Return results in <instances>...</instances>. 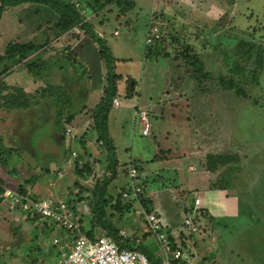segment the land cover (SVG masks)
Segmentation results:
<instances>
[{"label":"rangeland","instance_id":"1","mask_svg":"<svg viewBox=\"0 0 264 264\" xmlns=\"http://www.w3.org/2000/svg\"><path fill=\"white\" fill-rule=\"evenodd\" d=\"M135 1V7L124 14L119 13L116 5L107 6L97 14L83 7L88 23L101 40L78 26L58 35L49 28L40 12L35 13L27 5L4 12L0 21V51L11 41L45 44L33 57L52 64L51 69L43 64L37 72L16 64L5 74V85L10 90L18 87L28 94H35L51 83L61 99L43 97L38 102L32 99L35 103L29 108L10 107L3 99L9 91L0 87V138L5 146L0 144V160L6 161L0 163L1 180L6 187L15 189L24 184L35 197L64 199L77 217L82 218L81 224L90 225L93 193L97 184L111 174L105 167L100 170L96 167L101 161L105 163V158L102 160L99 154L92 158L91 155L94 174L87 179L79 178L81 183L85 181L84 184H75L78 168L67 166L64 160L73 151L81 153L89 141L82 140L85 130L79 122H67V117L71 113L77 115L86 103L89 113L82 109L85 113L78 116L87 117L88 127L91 126V112L99 106L112 83V73L116 72L122 75L117 79V87L122 91L120 99L124 104L117 108L112 106L108 115L120 158L118 176L112 179L108 191L118 195L124 180L127 183L130 180L128 169H125L126 164H133L129 162L130 158L133 161L142 156L140 151L153 154L155 140L159 141L161 150L170 147L174 155H182L186 165L192 159L207 170L206 158L230 156L226 164L217 166L215 185L220 188L228 184V188L232 181L235 194L243 200V205L248 206L241 209L240 218L246 226L227 235L230 238L239 233L243 241L234 244L235 260L230 259L232 263L227 257L214 260L215 257L209 255L201 264H260V254L261 264H264L261 252L264 208L249 206V203H257L264 207V66L257 65L255 51L249 58L240 43L246 39L264 45V0ZM80 4L76 3L78 7ZM115 31L118 34H114ZM66 35L68 39H76L73 48L71 40L63 38ZM163 35L166 37L163 42L171 51L175 49L170 43L175 41L172 35H177L178 41L183 39L191 43L209 77L194 78L192 67L185 58H177V54L186 48L160 59L147 56V43ZM102 44L106 45L114 61L103 57ZM47 68L50 69L48 74L44 73ZM43 74L51 77L50 80ZM221 77L233 80L244 88L245 93L226 89ZM59 81L63 83L58 84ZM131 84L136 89L135 95L125 97L123 93L128 96ZM136 100L141 101L145 106L141 108L150 113L151 136H143L141 126H136L139 114L136 118L135 109L129 105ZM150 103L159 108L152 112ZM70 126L74 127L73 132L67 134ZM94 132V129L88 132L87 140L96 139ZM65 150L70 154L66 156ZM194 152L201 154L200 162ZM38 182L42 184L37 185ZM165 182H168L167 178ZM76 196L78 200L69 203ZM8 206V217L2 212L6 218L0 219V226L4 225V228L0 227V264H57L58 247L53 244V238L73 233L47 225L46 219L36 214L29 218L26 212L10 203ZM107 211L112 209L109 207ZM113 220L120 229L127 231L126 237L142 240L154 255L160 257L162 250L154 239L156 233L144 217L134 215L133 208L122 221L117 212ZM194 233L185 234L187 236L182 239L189 236L193 241Z\"/></svg>","mask_w":264,"mask_h":264},{"label":"trees","instance_id":"2","mask_svg":"<svg viewBox=\"0 0 264 264\" xmlns=\"http://www.w3.org/2000/svg\"><path fill=\"white\" fill-rule=\"evenodd\" d=\"M81 1L84 3L80 4ZM76 3L80 4V7L76 5ZM20 5H27L28 8L34 9L42 14V17H45V21L49 24V28H52L57 32L58 35H62L72 29L73 27H80L86 31L88 35H91L94 38H98L101 40L100 36L95 34L91 24L87 21L86 13H84L83 7L90 9L95 14L103 10L105 7L110 5H116L119 9V13H127L131 11L135 5V0H0V21L4 15V12L9 10L10 8H16ZM85 10V9H84ZM163 37V38H162ZM164 35L159 36L158 39H154L152 42L147 43L145 54L147 56L154 57L155 59H160L163 56H169L174 52H178L180 48H186L185 51H181L177 54V58L183 56L187 62V64L192 67L191 74L194 78L198 79L200 76L205 77L206 79L209 77L207 72H205V64L199 58V55L194 52V47L191 43H187L186 40H179L177 35H172L175 41H170L171 45L174 46V50L171 51L169 47H167L163 40ZM177 40V41H176ZM243 47H245L246 55L249 58H252V52H256V61L259 67L264 66V45L257 41L246 40L243 39L240 41ZM185 45L182 46V45ZM43 45H37L35 43H31L30 41L23 42H15L11 41L7 44L3 51H0V87L4 88V90L8 89L7 85L4 83L5 74L16 64H22L24 67L26 66L30 71L37 72L36 70L41 67L43 64L48 65L45 61H42L39 58L33 57V54L36 53ZM100 52L106 59L110 62L114 61V57L111 55L110 51L106 47L105 44L101 45ZM40 62H42L40 64ZM112 66V65H111ZM200 74V75H199ZM111 85L106 89L105 94L99 104V106L95 107L91 112L93 118V126H89V129H94L97 133L96 141L102 142L103 149L107 150V159L109 161L108 170L110 172V176H106L105 179L98 183L96 189L93 193L94 203L91 209L90 220L91 224L89 226H84L81 224L80 231H71L74 236L79 234H86L87 236L95 239L99 235H108L114 237L121 247L138 250L144 252L149 259V264H162V259L157 257L152 253L151 249L147 244H143L142 240L136 239L135 237H122L120 235V228L117 226L115 221L113 220L114 214L117 212L119 219L122 221L123 218L132 212V202L127 201L123 198V193L127 189V187H123L118 191V195L114 196L112 193L108 191L109 184L112 182L117 176V167L119 165L118 159L115 153V147L112 139L109 135L108 130V115L109 111L113 106V100L118 95V87H117V79L121 77V74H117L116 72L112 73ZM221 83L226 89L234 90L237 93H245L244 88L239 86L233 80H226L223 77L220 79ZM135 84V83H134ZM134 84H131V87H128L129 94L125 97H134L136 89ZM55 87L53 85L45 86L39 89L35 94H28L24 89L14 87L12 90L8 89V93L4 95L3 99L7 101L6 105L10 107L16 108H29L34 102L32 99H35V102H38L39 98H56L60 100L61 97L54 90ZM1 89V88H0ZM2 99V97H0ZM34 102V103H35ZM89 113V111H87ZM76 114L71 113L67 117V122H71ZM90 125V123H89ZM0 144L5 148L4 144H2V139L0 138ZM10 148V147H9ZM85 147L83 148V150ZM66 151V156L70 153ZM163 151V150H162ZM166 151H163V153ZM71 155V154H70ZM85 152L78 153L73 166L74 168H78L76 171L77 181L75 184H82L80 179H87L89 176L93 175V164L89 160L83 162ZM213 157V156H208ZM68 158V156H67ZM160 158V153L157 154L154 159ZM215 159L206 158L207 160V168L209 170H214L217 168L219 164H226L228 158L230 156L218 155L214 157ZM4 159L0 160V163L3 164ZM82 162V165H79ZM135 166L140 169L138 161H134ZM129 166V165H128ZM127 166V169H128ZM222 181V179H221ZM143 186V185H142ZM228 184L226 185V187ZM224 187V188H226ZM223 188V187H222ZM18 191L23 195L33 196L30 191L26 188L24 184L19 185L17 188ZM3 182L0 180V203L3 201L1 198V194L3 192ZM39 197V196H38ZM140 199L144 205V207L149 211H154L152 206V201L147 196L146 192L143 191L140 194ZM78 200V197L71 198L69 203H74V201ZM111 208L112 211L108 212V208ZM188 216V215H187ZM186 216V217H187ZM185 217V218H186ZM81 221L82 218L79 217ZM144 238V237H143ZM169 242L172 245L173 249L176 248H184L186 247V238H181L180 241H175L171 236L168 237ZM171 264H188L184 259H175L171 261Z\"/></svg>","mask_w":264,"mask_h":264},{"label":"crops","instance_id":"3","mask_svg":"<svg viewBox=\"0 0 264 264\" xmlns=\"http://www.w3.org/2000/svg\"><path fill=\"white\" fill-rule=\"evenodd\" d=\"M68 37L69 36L66 35L63 38H65V40H71L70 43L73 48L75 44L74 41H76V39L73 38L68 39ZM51 65L48 64V66H50L49 67L50 69H51ZM46 70H48V68ZM46 70L44 71V73L47 72L48 74L49 70L48 71ZM47 74L46 75L43 74V75L47 80H50L51 77H49ZM60 76H61L60 81H62L63 78L62 73ZM60 81L58 82V84L63 83ZM48 84L52 85L51 83ZM123 94L125 95V92ZM121 95H122V91L118 90V95L115 98L121 101L120 99ZM122 104H124L123 100L119 105H114L113 103V106L117 108L120 107ZM84 105L82 109L86 110L85 112H87L89 108L86 103ZM129 105L135 109L136 118L138 117L136 112L138 110H141L142 108H145V106L139 100L133 102L131 101ZM149 106L152 112H155V109L159 108V105H156L154 103H150ZM82 109L81 112L80 111L78 112V114L85 113V112L83 113L84 110ZM78 114L74 117L73 120L78 121L79 124L81 125V129L84 128L85 130V134L82 135V140L86 142L89 141L87 147H85V149L81 152L82 154L85 152L83 162L84 161L86 162L87 160L91 162L92 161L91 155L92 158H95V156L99 154L98 156H101L102 160L103 158H105L104 161L105 163L102 164V161L100 160L101 162L98 165H96V167L98 168V170H100V168L102 167H105V169L108 170L109 161L107 159V150L103 149L102 142L97 143L95 138H93L92 140H87L88 132L91 130L88 127L89 125L88 119L87 117L81 118L80 116H78ZM149 114L150 113L148 111V117ZM154 114L155 113H153L152 115ZM86 116H88V114ZM138 119H139L138 124L136 121L135 123L136 126H141L142 135L151 136L152 128H150L149 134H143V124L140 121V117ZM73 120H71V122ZM68 128H71L73 132L74 127L70 126ZM108 130H109L110 138L112 139L115 147L116 157L118 159V162L120 163V158L117 156V151H118L117 139L113 138L112 136L111 122L109 118H108ZM94 133L96 137L97 133L96 132ZM159 145H160L159 141L155 140V143L154 142L152 143L153 154H142V152L140 151V155L142 156H139L137 159L133 161L136 162L138 161L139 163L140 166L139 176H140V182L144 187L143 191L146 192L147 196L152 201L154 212L156 213V215L158 216V218L160 219L163 225V231L167 234L168 237L171 236L172 238H174L175 241H180L182 236H184L187 232L184 229V219L187 215L193 213L195 216L194 217L195 221L199 226V229L197 233H194L192 235L191 238L193 239V241H191L189 236L187 237L186 241L188 243L186 244V247H184V249L185 248L187 249L186 254L189 255L190 257H196L195 260L198 259V261L197 260L196 261L199 264H201L203 260L206 258V256L209 255L211 256V258L215 257L214 260H216L218 257H223V258L227 257V260L229 262H231L230 259L235 260V257H233L235 250L234 244L241 243L243 241V238L240 237L239 233L231 235L230 238H228L227 235H230L234 229L236 230L237 233V231L240 228L246 226L243 224H247V223L246 222L244 223V221H242V219L240 218L242 215L241 209L243 207H248V206L243 205L244 204L243 200L240 198L239 195L235 194L233 188V182L230 181V186L228 188H224V187L219 188V186L215 185L216 183L215 180L218 179V173L216 171V168L214 170H209V169L207 170L205 168H200L198 164L196 165L195 162L192 161V159L190 164L186 165L182 159V155H176V154L174 155L170 147L166 149H162L163 151H166L163 153ZM191 150L193 149H190V151ZM159 153H160V158L154 159V157ZM194 154H195L194 156H197L198 161L200 162L201 154L198 153L196 154L195 152ZM66 159L64 160L65 162ZM133 161H131L130 158L129 162L134 163ZM92 164L94 166V162H92ZM128 164H126L125 169H127ZM226 174L222 176V179L226 177ZM2 177L3 174L0 173V180ZM165 178L168 179V182H165ZM84 182H82V184H84ZM41 184L42 183L38 182L37 185H41ZM127 185L128 183L125 182L124 180L122 187H127ZM6 186L7 185L3 184V188ZM195 198H200L201 200L200 207L197 209H194ZM249 204H251L249 206H254V208H264L263 206H260L257 203L256 204L254 203L253 205L252 203ZM6 207L9 208L7 202L3 201L0 203V219L2 221H4L6 216L8 217V210H7L8 208ZM2 212H6V216ZM31 216L29 215V218H31ZM45 221H47L46 222L47 225L50 224V226L54 228L56 227L52 221L50 220H45ZM132 222L135 223V221ZM249 226L251 228V224ZM0 227L4 228V225L3 227L2 225ZM57 230H62V229H57ZM68 235H69L68 233L63 234V236H68ZM156 238L154 239L157 241L159 250L161 251V244ZM59 252L60 249L58 247V256H59ZM261 252H263L262 260L264 261V244ZM260 255L258 258L261 264ZM199 256L201 258L203 257L202 260H200ZM160 258L163 259L162 253L160 254Z\"/></svg>","mask_w":264,"mask_h":264},{"label":"built area","instance_id":"4","mask_svg":"<svg viewBox=\"0 0 264 264\" xmlns=\"http://www.w3.org/2000/svg\"><path fill=\"white\" fill-rule=\"evenodd\" d=\"M76 30L79 31L78 28ZM114 34H118V32L115 31ZM113 103L119 105L121 101L114 98ZM136 114H139L143 124V134H149L151 124L148 121V111L141 109ZM66 131L67 134L72 133L71 128ZM77 156L78 153L73 151L66 159V165H73ZM128 174L130 180L123 193V198L132 202L134 215L144 217L151 230L156 233L163 254L162 264H171V261L175 259H184L188 264H196L194 258L186 254V248H172L156 213L154 211L149 212L144 207L140 199L143 186L140 182L139 170L135 164H129ZM1 197L12 207L16 206L30 216L36 214L52 221L57 228L65 231H80L81 222L64 199L51 196L23 195L18 189L12 187H4ZM199 204L200 199L196 198L194 209H197ZM194 217V214L190 213L184 219V229L189 236L199 229ZM120 235L126 238L127 231L121 229ZM53 244L60 249L57 264H149L148 256L144 252L121 247L114 237L105 234L99 235L95 239L86 234L56 236L53 238Z\"/></svg>","mask_w":264,"mask_h":264}]
</instances>
